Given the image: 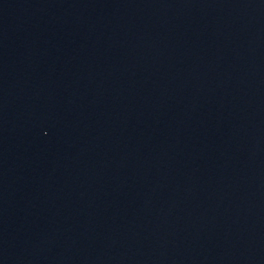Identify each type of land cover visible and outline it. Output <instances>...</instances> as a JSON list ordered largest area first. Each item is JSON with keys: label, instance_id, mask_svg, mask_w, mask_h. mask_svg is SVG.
<instances>
[{"label": "water", "instance_id": "obj_1", "mask_svg": "<svg viewBox=\"0 0 264 264\" xmlns=\"http://www.w3.org/2000/svg\"><path fill=\"white\" fill-rule=\"evenodd\" d=\"M0 264H264V0H0Z\"/></svg>", "mask_w": 264, "mask_h": 264}]
</instances>
